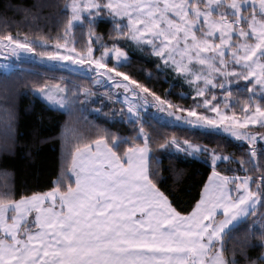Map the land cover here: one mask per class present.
Here are the masks:
<instances>
[{
  "label": "snow or ice",
  "instance_id": "snow-or-ice-1",
  "mask_svg": "<svg viewBox=\"0 0 264 264\" xmlns=\"http://www.w3.org/2000/svg\"><path fill=\"white\" fill-rule=\"evenodd\" d=\"M9 11L24 15L15 30ZM3 14L0 264H264V0H35ZM134 60L154 71L141 79ZM29 87L81 126L64 124L59 171L21 191L9 100ZM181 155L198 180L162 167Z\"/></svg>",
  "mask_w": 264,
  "mask_h": 264
},
{
  "label": "trees",
  "instance_id": "trees-1",
  "mask_svg": "<svg viewBox=\"0 0 264 264\" xmlns=\"http://www.w3.org/2000/svg\"><path fill=\"white\" fill-rule=\"evenodd\" d=\"M35 0H0V16H3V7L9 3L13 5H25L30 6ZM62 2V0H61ZM8 22L12 24L13 30H15V22L23 21L24 15L22 13H16L15 11H9L6 13ZM102 33H106L104 26L100 27ZM84 43L87 42V36L82 37ZM137 58L141 57L140 53H133ZM154 71L149 64L143 62H137L134 60L130 65L128 71H131L134 75H138L141 79L146 77L149 71ZM41 74L44 75L43 69L40 70ZM47 75H55L57 79L60 78L62 73H48ZM4 74L0 73V79ZM157 90L163 94L168 88L167 84L157 82L153 76L151 81ZM31 88H20L19 95L10 98L9 103L14 107L16 113V135L17 139V150L16 154L9 155L8 159L10 162L9 171L10 179L14 180V186L19 190L26 188H33L38 183H42L45 178L52 171H59L62 164V140L61 133L63 131L64 124L68 122L69 127H80L81 125L76 124L75 120H70L67 115L61 114L56 111L49 110L48 106L36 97H33L30 93ZM25 93H27L25 95ZM4 104L3 93L0 92V105ZM2 115V113H0ZM95 123H99L104 117L101 116L96 118L94 115L89 117ZM163 135L167 132L169 135L175 132L180 135L179 130H174L170 127L165 126L160 129ZM39 137L44 140V143L39 145L40 154L35 160H25L23 157L26 155L25 151H20L24 148L26 143H30L32 140ZM3 125L0 124V143H3ZM199 142L207 143L206 138L201 137ZM157 152L160 150L157 148ZM4 157L0 155V160ZM179 167L185 170L186 176H195V179L200 177L195 175L196 173H202L203 168L198 163L191 162L190 158L183 157L182 155L176 159L163 160L162 167ZM3 177H0V183H2ZM182 187H187L183 185Z\"/></svg>",
  "mask_w": 264,
  "mask_h": 264
},
{
  "label": "rangeland",
  "instance_id": "rangeland-1",
  "mask_svg": "<svg viewBox=\"0 0 264 264\" xmlns=\"http://www.w3.org/2000/svg\"><path fill=\"white\" fill-rule=\"evenodd\" d=\"M3 63H7V61H4L3 58H0V64H3ZM0 73L1 74H4V70L3 69H0ZM31 95H32V91H30ZM33 96V95H32ZM34 97V96H33ZM38 98V97H36ZM39 100H41L42 102H44L46 105L47 103L42 99V98H38ZM154 111V110H153Z\"/></svg>",
  "mask_w": 264,
  "mask_h": 264
}]
</instances>
